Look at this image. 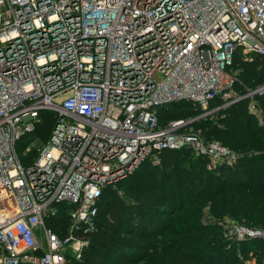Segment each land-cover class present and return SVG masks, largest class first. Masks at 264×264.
<instances>
[{
  "label": "built area",
  "instance_id": "1",
  "mask_svg": "<svg viewBox=\"0 0 264 264\" xmlns=\"http://www.w3.org/2000/svg\"><path fill=\"white\" fill-rule=\"evenodd\" d=\"M236 56L264 57V0H0V264L82 259L105 189L123 196L117 184L163 150L236 163L185 125L242 98L264 123V84L239 92ZM182 100L202 113L161 126L158 109ZM45 113L48 137L19 153ZM228 227L264 239V228Z\"/></svg>",
  "mask_w": 264,
  "mask_h": 264
},
{
  "label": "trees",
  "instance_id": "2",
  "mask_svg": "<svg viewBox=\"0 0 264 264\" xmlns=\"http://www.w3.org/2000/svg\"><path fill=\"white\" fill-rule=\"evenodd\" d=\"M233 72L239 92L255 89L264 84V57L244 61L236 56ZM257 101L264 112V94ZM222 103L215 98L210 108ZM200 113L202 108L187 100L158 109L161 126ZM44 115V122L22 142L48 137L54 118ZM193 124L206 141H220L236 151L237 162L210 168L209 158L189 147L163 150L160 163L146 160L117 184L125 196L112 187L105 189L96 229L85 235L89 245L83 258L67 264H139L149 254L161 264H246L243 255L251 253L258 257L257 264H264V239L222 247L224 230L218 223L229 217L264 228V123L249 111L245 99ZM50 225L60 231L59 224Z\"/></svg>",
  "mask_w": 264,
  "mask_h": 264
},
{
  "label": "rangeland",
  "instance_id": "3",
  "mask_svg": "<svg viewBox=\"0 0 264 264\" xmlns=\"http://www.w3.org/2000/svg\"><path fill=\"white\" fill-rule=\"evenodd\" d=\"M25 141H27V139ZM24 146H25L24 141L23 142L22 141L19 142V144H18L19 153L22 152ZM141 180H142V177H139L138 181L141 182ZM126 195L128 196V194H126ZM123 196H125V195H123ZM211 221L214 222L216 220L211 218ZM229 222L241 223V222H239L237 220H234V219H231L229 217H226L225 219H222V220L218 221V223L220 225L222 224L221 226H222V229L224 230L223 233L220 236L221 240L223 241L221 244H222V247H224L225 245L230 247L233 244H234V246L237 247L236 241L242 242V241H246V240H239L234 234L231 233V231H230V229L228 227V223ZM251 256H253V257H251ZM243 257L245 258L244 263H246V264H257L258 257L255 254L251 253L250 256L246 257L245 255H243ZM139 264H161V263H160V259L159 258H157L156 256H152V254H149L148 258L144 262L139 263Z\"/></svg>",
  "mask_w": 264,
  "mask_h": 264
},
{
  "label": "water",
  "instance_id": "4",
  "mask_svg": "<svg viewBox=\"0 0 264 264\" xmlns=\"http://www.w3.org/2000/svg\"><path fill=\"white\" fill-rule=\"evenodd\" d=\"M258 93L263 94V93H264V89L260 90ZM245 99H246V98H242V99H240L239 101H243V100H245ZM237 102H238V101H237ZM194 122H195V120H190V121L187 122L185 125L188 126V125L193 124Z\"/></svg>",
  "mask_w": 264,
  "mask_h": 264
}]
</instances>
